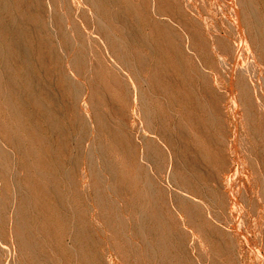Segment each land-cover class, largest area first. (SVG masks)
<instances>
[{
  "label": "rangeland",
  "instance_id": "1",
  "mask_svg": "<svg viewBox=\"0 0 264 264\" xmlns=\"http://www.w3.org/2000/svg\"><path fill=\"white\" fill-rule=\"evenodd\" d=\"M0 264H264V0H0Z\"/></svg>",
  "mask_w": 264,
  "mask_h": 264
}]
</instances>
